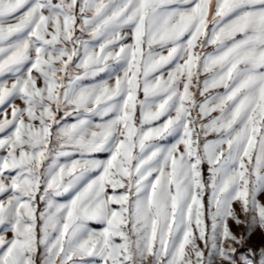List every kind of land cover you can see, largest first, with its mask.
Here are the masks:
<instances>
[{"label": "snow or ice", "instance_id": "1", "mask_svg": "<svg viewBox=\"0 0 264 264\" xmlns=\"http://www.w3.org/2000/svg\"><path fill=\"white\" fill-rule=\"evenodd\" d=\"M261 194L264 0H0V264H264Z\"/></svg>", "mask_w": 264, "mask_h": 264}, {"label": "rangeland", "instance_id": "2", "mask_svg": "<svg viewBox=\"0 0 264 264\" xmlns=\"http://www.w3.org/2000/svg\"><path fill=\"white\" fill-rule=\"evenodd\" d=\"M198 99H202V98L198 97ZM259 199L261 200V202H264V194H261ZM236 207H238V206H236ZM205 223L210 225V221L207 220V219L205 220ZM229 223H230V226L232 227V230L234 232L239 233V232L244 231V226L243 225L237 226L231 221H229ZM262 242H264V231L260 230L259 228H256L255 231L253 232V234L250 237V243L255 244L257 247H259ZM198 243H200L201 247H203L202 242L198 241Z\"/></svg>", "mask_w": 264, "mask_h": 264}, {"label": "crops", "instance_id": "3", "mask_svg": "<svg viewBox=\"0 0 264 264\" xmlns=\"http://www.w3.org/2000/svg\"><path fill=\"white\" fill-rule=\"evenodd\" d=\"M205 51L210 52V51H212V49L209 47V48H206ZM141 98H142V96H141ZM97 156H98V158H105L104 154H97Z\"/></svg>", "mask_w": 264, "mask_h": 264}]
</instances>
